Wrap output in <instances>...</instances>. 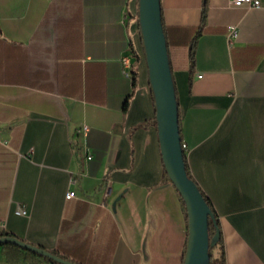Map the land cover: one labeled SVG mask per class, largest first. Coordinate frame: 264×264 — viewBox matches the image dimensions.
<instances>
[{"label": "crops", "instance_id": "obj_1", "mask_svg": "<svg viewBox=\"0 0 264 264\" xmlns=\"http://www.w3.org/2000/svg\"><path fill=\"white\" fill-rule=\"evenodd\" d=\"M203 1L160 0L181 141L224 264H264V0H207L202 21ZM138 7L0 0V234L79 264H183L187 221L164 175Z\"/></svg>", "mask_w": 264, "mask_h": 264}, {"label": "water", "instance_id": "obj_2", "mask_svg": "<svg viewBox=\"0 0 264 264\" xmlns=\"http://www.w3.org/2000/svg\"><path fill=\"white\" fill-rule=\"evenodd\" d=\"M139 27L148 77L155 104V119L165 171L185 204L187 241L183 264H209L208 217L213 215L196 182L186 172L179 132V114L168 48L161 17L160 0H139ZM215 224V222H214ZM216 227L215 235H219ZM9 242L35 251L65 264V260L47 249L17 236H0V243Z\"/></svg>", "mask_w": 264, "mask_h": 264}, {"label": "trees", "instance_id": "obj_3", "mask_svg": "<svg viewBox=\"0 0 264 264\" xmlns=\"http://www.w3.org/2000/svg\"><path fill=\"white\" fill-rule=\"evenodd\" d=\"M206 8H207V0H204L203 6H202V11H201V20L202 21H204V19L206 17ZM163 29H164V27H163ZM194 48H195V39H194L193 44L191 46V52H190L192 65L194 64ZM173 81H174V78H173ZM174 88H175V94H176V100H177V106H178V114H179V132H180V136H181L180 110H179V102H178V98H177V88L175 85V81H174ZM182 151H183V160H184L187 175L196 182V180L193 178V176L191 174V171L189 170L186 151L184 150L183 147H182ZM163 170H164V175L166 176V178L168 180H170L166 171H165V168ZM196 184H197L199 190L201 191L202 196L205 199L206 203L208 204V206L211 210V213L214 217V219L211 216L208 217L209 253H210L209 264H224L225 263V254H224L223 238H222V233H221V229H220V224H219L217 212H216L211 200L209 199V197L200 188V186L198 185L197 182H196ZM181 200H182V198H181ZM182 203H183L186 221H187L185 204H184L183 200H182ZM214 222H215V224H214ZM216 227H218L220 230L218 236L215 235ZM3 235L15 236V235L8 234V233H1L0 234V236H3ZM0 247H1L2 253L5 255L7 262L9 264H65L62 262H58L52 258H49L43 254L37 253V252L32 251V250L25 249L23 247H20L16 244H12L9 242L0 243ZM47 250L52 252L53 254L65 259V260L74 261V260L70 259L64 253H60L56 250H49V249H47ZM214 250H215V254H214Z\"/></svg>", "mask_w": 264, "mask_h": 264}, {"label": "built area", "instance_id": "obj_4", "mask_svg": "<svg viewBox=\"0 0 264 264\" xmlns=\"http://www.w3.org/2000/svg\"><path fill=\"white\" fill-rule=\"evenodd\" d=\"M230 3L234 6H259L260 5V1L259 0H229ZM237 35V27L235 25H228L227 26V37L229 42H232L234 37ZM130 55L129 54H125L121 57V63L125 69V74L126 75H130V72L128 71V69L131 66V62H130ZM200 76V74L198 75ZM87 128L86 125H83L81 129L85 130ZM181 146L184 148V150L186 151L187 146L186 143L181 141ZM87 158H91V155H88ZM74 195V191L73 190H69L66 193V198H70ZM18 212L23 213L24 210L22 208L18 209Z\"/></svg>", "mask_w": 264, "mask_h": 264}]
</instances>
